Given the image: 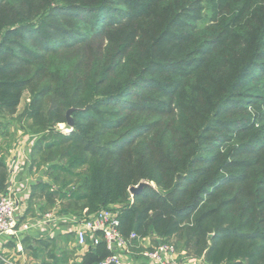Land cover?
I'll use <instances>...</instances> for the list:
<instances>
[{"label": "trees", "instance_id": "obj_1", "mask_svg": "<svg viewBox=\"0 0 264 264\" xmlns=\"http://www.w3.org/2000/svg\"><path fill=\"white\" fill-rule=\"evenodd\" d=\"M19 115L32 151L63 150L42 213L109 208L135 253L264 264V0H0V117ZM88 246L77 264L111 254Z\"/></svg>", "mask_w": 264, "mask_h": 264}, {"label": "crops", "instance_id": "obj_2", "mask_svg": "<svg viewBox=\"0 0 264 264\" xmlns=\"http://www.w3.org/2000/svg\"><path fill=\"white\" fill-rule=\"evenodd\" d=\"M25 136L26 134L21 137V139L19 138L18 144L15 145L13 149H9V153L5 156L6 162L8 159H11L13 162L12 166H14L13 171L11 170L12 175H9L8 173V187H15V191H19L18 193H20L17 194L18 196L21 197L24 195V198L21 197L22 211L19 218L20 225L31 222L43 214L39 211L37 204L34 202L31 206L34 208V211L30 209L29 205L30 198L32 197V190L37 182L31 178V175L26 174V172L23 171L25 166H29L27 159L29 158V154H31L34 142L31 143V139L29 138L27 143L24 139ZM54 214L59 215L62 218L59 219L56 227L51 225L48 227L50 228L49 230H31L22 235L20 234L18 237L15 236L0 239V264H38L44 258L51 263L59 261L58 264H77L81 262L88 251L89 246L87 245L84 248L79 247L76 242L75 233H73L72 240L68 241L66 239L71 233L70 231H67L70 228V225L69 222L66 221V217L71 218L74 216L57 213ZM147 238L148 239L146 240H140V248L143 249V246L148 244H157L155 238ZM2 256L4 259H2ZM122 258L123 264H150L140 252L135 253L132 251L130 254H124ZM180 258L182 257L180 256ZM188 264L197 263L192 260L189 261Z\"/></svg>", "mask_w": 264, "mask_h": 264}, {"label": "built area", "instance_id": "obj_3", "mask_svg": "<svg viewBox=\"0 0 264 264\" xmlns=\"http://www.w3.org/2000/svg\"><path fill=\"white\" fill-rule=\"evenodd\" d=\"M21 211L22 200L20 196L12 190L0 194V239L18 237L20 234L31 230H49L48 227L51 225L56 227L61 218L53 212H45L39 218L20 225ZM66 221L70 225L67 231L75 233L79 247H86L89 238L94 246L101 240L105 241L111 254L99 264H123L122 257L124 254L132 253L129 241L119 231L120 220L113 209H102L91 217L85 214L79 217H66ZM99 232L101 235H98ZM131 238H136V235L132 234ZM146 239L148 238L140 240ZM137 247H141L140 242ZM140 253L150 264H188L187 261L180 258L175 246L168 242H159L155 245L148 244L143 246ZM2 259H4L3 256Z\"/></svg>", "mask_w": 264, "mask_h": 264}, {"label": "rangeland", "instance_id": "obj_4", "mask_svg": "<svg viewBox=\"0 0 264 264\" xmlns=\"http://www.w3.org/2000/svg\"><path fill=\"white\" fill-rule=\"evenodd\" d=\"M28 100H24L20 106V111L23 109V107L25 106V103ZM21 113V112H20ZM22 117L16 116L15 118H10V117H0V123H1V130H0V157L1 155H7L9 152L8 150L13 149L15 147V145L18 144V140L19 138L21 139V137H23L25 134V141L28 143V139L30 138V142L32 143L33 141H35V139H37L39 137V135H43L44 132H36V128L32 126L31 123H24L23 127L20 126L19 121H21ZM3 125V126H2ZM55 129H58L64 133L69 134L72 131V126L68 125V123H60L59 125L55 126ZM38 133V134H36ZM62 152L63 150H39V151H31V154H29V158L27 159V163L29 164V166H25V168H23L26 172V174L31 175V178H33V180L35 182H40V181H48L49 183H52V185H55L53 183V178H54V174L53 172H51L49 170V167L53 164V163H60V164H64L65 163V159L62 157ZM5 159V158H4ZM11 160V159H8ZM6 162L7 165V170L9 175H12L11 170L13 171V162L8 161ZM35 162H39L41 164V166L39 165H34ZM26 164V163H25ZM83 169L85 168H81L80 171H84ZM83 180L81 179H76L73 184L71 185V187H77L82 183ZM12 189V191L15 194H20L18 192L15 191V187H7L5 188V190L1 191V193H3L4 191H8L9 189ZM10 189V190H11ZM14 189V190H13ZM25 194V193H24ZM33 194V193H32ZM24 195H22L21 197H23ZM34 197H32V201L34 203H36L37 205H42L46 203L45 197H43V193L38 192V193H34L33 194ZM61 209V204L59 203L57 206H46L47 211H53L54 213H56L57 211H59ZM180 254V253H179ZM182 257V259H184L185 261H187V263L189 261L194 260L197 264H205L203 261V258H197L195 256V254L193 253L192 249L187 250L186 252H182L181 255H179Z\"/></svg>", "mask_w": 264, "mask_h": 264}, {"label": "water", "instance_id": "obj_5", "mask_svg": "<svg viewBox=\"0 0 264 264\" xmlns=\"http://www.w3.org/2000/svg\"><path fill=\"white\" fill-rule=\"evenodd\" d=\"M71 112L72 110H69L67 113V123L68 125L72 126L73 125V118L71 116ZM147 183L146 182H142L140 183L138 186H134L130 189L132 194H135L136 192L140 191Z\"/></svg>", "mask_w": 264, "mask_h": 264}]
</instances>
